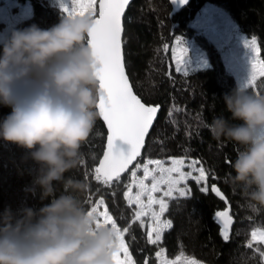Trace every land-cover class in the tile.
Returning <instances> with one entry per match:
<instances>
[{"label": "trees", "instance_id": "16d2710c", "mask_svg": "<svg viewBox=\"0 0 264 264\" xmlns=\"http://www.w3.org/2000/svg\"><path fill=\"white\" fill-rule=\"evenodd\" d=\"M205 2L221 6L239 30L256 37L264 60V0H190L186 7L172 15L169 0H132L124 15L122 40L126 72L134 91L143 101L160 105L153 129L137 161L196 159L208 172L206 193L200 191L203 183L197 185L189 179V196L175 194L166 199L167 210L163 218L171 221V227L164 230L159 245L147 242L145 227H140L138 221L131 224L130 232L124 237L135 264H143L145 258L149 264H158L155 253L160 247L165 248L168 255L181 253L205 264H264V247L259 246L260 251L253 245L249 247L251 229H264V207L250 204L242 189L231 181L234 175L231 164L243 146L225 138L216 140L205 127V122L211 123L215 116L230 118L223 97L237 89L233 75L225 68L214 44L189 25L190 18ZM65 15L60 8L47 4V0H33L30 15L15 22L0 44L14 30L33 24L49 28ZM176 37L192 39L203 46L209 66L188 74L173 70L169 76L172 65L169 49ZM245 90L264 94V78L258 77L256 86ZM9 112V108L0 107V118ZM105 135L106 129L98 118L81 148L83 163L71 175L88 184L87 192L81 196L85 207L89 210L103 197L108 212L123 228L130 224L134 213V206H129L123 195L131 172L122 175L112 187L94 179V168L102 154ZM36 168L25 149L0 140V210L7 205L13 210L23 205L40 206L39 191L35 196L31 191ZM142 172L140 169L137 175L142 176ZM214 184L227 198V203L211 191ZM226 207L232 217L227 241L214 219L215 213Z\"/></svg>", "mask_w": 264, "mask_h": 264}, {"label": "clouds", "instance_id": "9594fccd", "mask_svg": "<svg viewBox=\"0 0 264 264\" xmlns=\"http://www.w3.org/2000/svg\"><path fill=\"white\" fill-rule=\"evenodd\" d=\"M93 26L89 14L65 15L49 28L14 30L0 44V107L10 109L0 140L25 149L37 166L31 191L40 200L0 210V264H114L115 234L85 207L87 182L71 175L100 116ZM223 99L230 118L215 116L205 127L243 146L231 181L264 207V94L237 88Z\"/></svg>", "mask_w": 264, "mask_h": 264}, {"label": "snow or ice", "instance_id": "6c2138e0", "mask_svg": "<svg viewBox=\"0 0 264 264\" xmlns=\"http://www.w3.org/2000/svg\"><path fill=\"white\" fill-rule=\"evenodd\" d=\"M171 3L182 5L186 4L187 0H171ZM129 4L130 0H60V7L67 15L89 14L94 21V26L88 34V43L99 65L97 69L99 81L97 108L108 130L106 148L103 151V158L94 168V179L105 186L112 187L114 183L120 181L122 173L131 172L130 183L125 185L127 191L124 192V198L129 206H137V210L134 211L128 226L118 227L117 221L108 212L103 197L96 201L89 210L90 214L95 213L98 225L101 223L110 225L115 234L117 251L113 257L114 264H135L125 244L124 236L130 232L131 224L137 221L140 227L144 228L146 217L148 218L147 242L152 245L160 244L164 230L171 227V221L161 219L167 210L165 197H172L174 192L178 193L179 197L189 196L191 194V188L187 184L189 179L197 185L204 184L200 191L205 193L208 191V172L199 160H186L183 157L170 158V166L167 167L165 165L169 162L159 159H148L144 163L137 161L141 150L145 147V138L153 126L159 106L143 101L134 92L129 75L125 70L122 18ZM245 45L251 48L254 57L250 78L242 89L255 87L257 78H264V61L259 59V49L255 38L251 41L246 40ZM169 51L172 60L169 76L172 75L173 70L177 73L188 74V69L185 67L187 49L183 47L181 37L176 39L175 45ZM98 135L101 134L98 133ZM117 141L122 144H118ZM134 161L137 162L133 164ZM185 167L189 171L185 172ZM140 169L143 171L142 176L137 175ZM149 180L150 184L146 183ZM161 183L167 185V190L158 187ZM134 187L137 189L135 193H133ZM157 191H162V197L156 198L153 195ZM211 191L227 203V198L215 184L212 185ZM144 196H146V203L142 199ZM153 205L159 206L158 211ZM102 206L104 210L98 211ZM214 219L222 225L221 235L227 241L232 217L225 210L217 211ZM256 236L257 233L253 232V239ZM260 239L264 241V232L260 233ZM164 252L165 249L161 247L155 253L159 264H179L180 256H176L175 259L161 260L160 257ZM143 264H149L147 258ZM187 264H198V262L193 259L187 261Z\"/></svg>", "mask_w": 264, "mask_h": 264}, {"label": "rangeland", "instance_id": "374dc122", "mask_svg": "<svg viewBox=\"0 0 264 264\" xmlns=\"http://www.w3.org/2000/svg\"><path fill=\"white\" fill-rule=\"evenodd\" d=\"M32 1L33 0H0V42L5 40L4 38L7 37L9 31L13 27L12 25H14L15 22L30 15ZM41 1H46V0H41ZM47 4L61 9L60 0H47ZM190 19L191 20L189 22V25H191L197 31H201L206 36V39L208 38V40H210L214 44V48L220 54L219 56H221L225 68L228 70V72H230L233 75L236 82V88H243V86L247 83V81L250 78V74L252 70V60L254 57V53L252 52L251 48L246 47L245 41L246 40L251 41L253 38H255V40L257 41L256 37L247 36L245 33L239 30L238 26L231 19L228 13L221 6L216 5L212 2L211 3L205 2L203 5H201V7L198 8L194 16ZM177 38L178 37L175 38L174 43L171 45V47L175 45ZM182 41H183V47L187 49V55L185 56V67L188 69V72L209 66V60L207 54L205 55L204 49L202 48L203 46L201 47L199 43H194L192 39L191 40L182 39ZM256 45L259 49L258 42H256ZM258 56L260 60L264 61L260 54V49L258 52ZM169 58L171 59V54ZM168 162L169 163L165 165L166 167L170 166V158ZM184 171L187 172L189 171V169L185 167ZM158 178H159V174H158ZM128 182L130 183V181ZM150 182L151 181L149 180L146 183L150 184ZM182 186L183 185H181V187ZM158 187L167 190L166 184L161 183L160 185H158ZM125 191H127V188H125L124 192ZM136 191L137 189L134 187L133 193H135ZM175 194L178 193L174 192L173 195ZM153 195L156 198H160L162 197L163 193L162 191H157L156 193H153ZM167 198L169 197H165L164 199L166 200ZM142 199L145 200V203L147 202L146 196L142 197ZM133 206H134V210L132 211L134 212L137 210V206L135 205ZM91 207L89 208V210L91 209ZM153 207L158 211L159 208L158 205H153ZM103 210H104V206L98 209V211H103ZM161 219L166 220L163 218V216L161 217ZM147 222H148V218L146 217L145 232L147 231ZM253 232L257 233L255 239H253L252 237ZM262 232H264V229H261L259 227L258 228L254 227L253 229H251L250 244L255 246L256 248H259V246L264 247V241L260 239V233ZM260 250L261 249L259 248V251ZM176 256L181 257L179 264H187V261L194 259L191 256H187L181 253L168 255L166 253V249L165 252L160 257V259L161 260L175 259ZM196 261L198 262V264H205L198 260Z\"/></svg>", "mask_w": 264, "mask_h": 264}, {"label": "water", "instance_id": "95a60500", "mask_svg": "<svg viewBox=\"0 0 264 264\" xmlns=\"http://www.w3.org/2000/svg\"><path fill=\"white\" fill-rule=\"evenodd\" d=\"M132 2V0H130V3ZM189 2H190V0H187V3L186 4H180V3H177V4H175V5H173L172 3H171V0H169V3H170V5H171V7H172V9H171V12H170V15H172L174 12H176V11H179V10H181V9H183L184 7H186L188 4H189ZM130 5V4H129ZM128 8V7H127ZM126 11H127V9H125V13H126ZM125 13H124V15H125ZM124 17L122 18V24H123V31H124ZM122 39H123V33H122ZM166 49H167V46H166ZM123 53H124V49H123ZM125 70H126V67H125ZM130 80V79H129ZM130 83H131V81H130ZM134 90V89H133ZM135 92V91H134ZM153 105V104H152ZM159 106V108H160V105H158ZM159 111H160V109H159ZM159 111H158V113H159ZM158 113H157V116H158ZM157 116H156V119H157ZM99 119L101 120V122H102V124L104 125V127H105V129H106V137H105V143H104V148H103V151H104V149L106 148V143H107V132H108V130H107V126H106V124H105V122L103 121V119H102V117H100L99 116ZM156 119H155V121H156ZM155 121L153 122V125H154V123H155ZM151 129H153V126H152V128ZM151 129L149 130V133H150V131H151ZM149 135V134H148ZM146 139H147V136H146V138H145V143H146ZM117 143L118 144H122V142H120V141H117ZM143 150H144V148L141 150V155H142V153H143ZM103 151H102V154H101V156H100V158L98 159V163H99V160L100 159H102L103 158ZM140 155V156H141ZM139 158V157H138ZM138 158H137V160H138ZM137 161H134L133 162V164H135ZM98 163H97V166H98ZM130 168L132 167L131 165L129 166ZM126 173V172H125ZM125 173H122L121 174V176L122 175H124ZM225 210H227L228 211V214L230 215V209H229V207H226L225 209H223L222 211H225ZM231 216V215H230ZM216 221V223H217V225L220 227V230H221V228H222V225L217 221V220H215ZM231 227H232V222H231ZM231 227H230V229L228 230V235L230 234V231H231Z\"/></svg>", "mask_w": 264, "mask_h": 264}]
</instances>
